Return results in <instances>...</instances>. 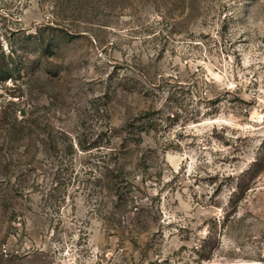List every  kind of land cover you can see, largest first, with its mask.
<instances>
[{
	"label": "rangeland",
	"instance_id": "1",
	"mask_svg": "<svg viewBox=\"0 0 264 264\" xmlns=\"http://www.w3.org/2000/svg\"><path fill=\"white\" fill-rule=\"evenodd\" d=\"M0 264H264V0H0Z\"/></svg>",
	"mask_w": 264,
	"mask_h": 264
},
{
	"label": "trees",
	"instance_id": "2",
	"mask_svg": "<svg viewBox=\"0 0 264 264\" xmlns=\"http://www.w3.org/2000/svg\"><path fill=\"white\" fill-rule=\"evenodd\" d=\"M141 130H143L144 131V128H141ZM139 134L141 133V132H138Z\"/></svg>",
	"mask_w": 264,
	"mask_h": 264
},
{
	"label": "water",
	"instance_id": "3",
	"mask_svg": "<svg viewBox=\"0 0 264 264\" xmlns=\"http://www.w3.org/2000/svg\"><path fill=\"white\" fill-rule=\"evenodd\" d=\"M25 112L24 111H22V114H24Z\"/></svg>",
	"mask_w": 264,
	"mask_h": 264
}]
</instances>
